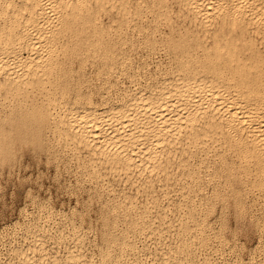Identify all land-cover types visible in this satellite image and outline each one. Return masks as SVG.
I'll use <instances>...</instances> for the list:
<instances>
[{
	"label": "bare ground",
	"instance_id": "obj_1",
	"mask_svg": "<svg viewBox=\"0 0 264 264\" xmlns=\"http://www.w3.org/2000/svg\"><path fill=\"white\" fill-rule=\"evenodd\" d=\"M22 150L89 184L97 264L223 253L209 205L264 208V0H0V164ZM33 221L12 264H91L79 229L58 256Z\"/></svg>",
	"mask_w": 264,
	"mask_h": 264
},
{
	"label": "rangeland",
	"instance_id": "obj_2",
	"mask_svg": "<svg viewBox=\"0 0 264 264\" xmlns=\"http://www.w3.org/2000/svg\"><path fill=\"white\" fill-rule=\"evenodd\" d=\"M161 53L162 52H158L154 55V57L151 58V61L149 62V68L151 67L150 68L151 70H153V67L156 63L165 64L166 62L165 56L163 53L162 54ZM89 76L91 77V75L88 74V68H87L86 78L90 79ZM56 170H55V167L51 163L46 162V160L44 159L42 155L41 156L33 155L28 150H22L16 155V157H14L13 160L7 163L0 164V264L2 263L12 264L11 261H14V256L12 252L10 251V249L11 247H21L25 245V242L23 241L22 234H21L22 228L27 226L26 224L33 223L34 222L33 217L37 218V225L39 224L43 226L42 232L45 231L43 233L45 235L44 238H46L44 241L46 242L48 251L50 250V248H53L55 252L57 248L58 250V252L56 251L58 253L57 255L61 256L63 255L65 251V250H62V249H65V246L68 249L71 248L70 243L67 244V242L62 243V242L57 241L55 239L57 237V234L56 236H54L53 232L56 233V231L58 230L66 231L70 225H73L74 227H76V229H79L80 232L85 235L84 237L85 239L84 247L85 248L83 249V251L85 253L86 260H88V262H91V264H97V261H99V258H100L99 250L95 249L91 242L94 237L93 233H95V229L98 228L99 226V222L98 220H96L97 219L96 217L99 213L97 212L98 210L94 209L91 199H90L91 196L88 195L90 193L89 184L87 182L82 181L81 177L79 176V174L76 172V169L72 165L67 166L66 169L57 168ZM80 182L82 183L81 185H79ZM85 183H87V185ZM205 191L209 193L210 188L208 187L207 189H205ZM253 194H251V196L248 195L246 197V200L241 203H233L231 199H228L223 202L215 200L209 205L208 207L209 212L207 213V215L209 216L206 215L205 217L206 223L217 232L218 241L223 240L224 246H223V251H222L223 253L219 254L220 256L222 255L223 257L222 256L219 257L218 254L212 253V249L218 250V248L215 246L217 245L216 240L214 239L208 241L207 246H209V248L206 246L204 248H201L195 251V252H198V253L194 252L198 258H201L202 256L206 254L210 257L209 259L210 261L204 264H210V263L211 264H221L223 262L227 263L229 261H234V260L247 262V260H250V259H252L253 262L255 261V263H258L259 261H261L262 259V256H261L262 248L261 247L264 246L263 245L264 244V237H263L264 236V232H263L264 231V208H263L261 201L256 197L255 193ZM229 202H230V205H229ZM247 205H249L248 208H247ZM214 207H216V209ZM261 211H263V213ZM58 214L59 216L60 214H62L64 216L65 221L59 222ZM53 221L55 222V224ZM94 221H97L98 223ZM20 227L22 228L20 229ZM51 227L53 229L56 228L57 230H53ZM59 228H62V229H59ZM48 231L50 232L48 233ZM51 244L53 246H50ZM62 244L63 245L66 244V245L61 247ZM258 247L261 248V250ZM151 249L152 248L150 247L149 250L140 251V253H138L136 257H137V261L139 262V264H150L151 263L150 261H152L153 259L152 257L153 254H152ZM230 252H232V254ZM228 253H230L231 255H229ZM145 255L146 256L148 255L147 258ZM227 256H229L228 257L229 260L227 259ZM247 256L250 259L247 258ZM200 263L202 264V261H200Z\"/></svg>",
	"mask_w": 264,
	"mask_h": 264
}]
</instances>
